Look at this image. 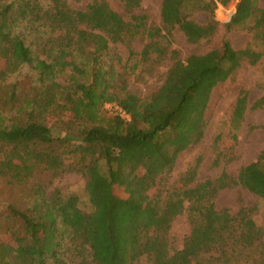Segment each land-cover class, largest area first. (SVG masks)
<instances>
[{
	"label": "trees",
	"instance_id": "obj_1",
	"mask_svg": "<svg viewBox=\"0 0 264 264\" xmlns=\"http://www.w3.org/2000/svg\"><path fill=\"white\" fill-rule=\"evenodd\" d=\"M120 1L127 18L106 0L82 9L66 0H0V154L25 159L22 167L0 164V178L23 193L0 213V234L9 238L0 243V264H263L264 228L254 209L242 205L233 214L217 208L215 199L239 185L264 200V147L235 177L223 170L197 181L191 167L173 185L165 183L178 155L204 135L211 88L243 62L264 59V8L258 0H239L224 24L226 31L245 26L261 50L233 49L223 39L184 62L172 51L174 63L161 86L140 98L128 90L127 77L165 58L157 39L174 29L189 43L209 38L219 24L217 3L228 0H161V27L137 11L139 0ZM190 4L205 12L204 23L188 17ZM140 38L146 42L137 52L133 43ZM33 60L40 68L34 84L10 80ZM259 87L262 95L250 105L249 91H239L233 124L247 109L264 110V82ZM106 103L129 119L104 111ZM57 129L64 134L54 135ZM224 138L214 139L215 165L232 160L228 149H219ZM70 141L78 145L71 148ZM38 170L79 173L89 209H81L72 193L47 192L35 180ZM118 186L120 198L113 194ZM183 212L189 232L178 249L169 230Z\"/></svg>",
	"mask_w": 264,
	"mask_h": 264
},
{
	"label": "rangeland",
	"instance_id": "obj_2",
	"mask_svg": "<svg viewBox=\"0 0 264 264\" xmlns=\"http://www.w3.org/2000/svg\"><path fill=\"white\" fill-rule=\"evenodd\" d=\"M92 0H66L74 9H82ZM108 5L123 17L127 18L126 11L120 0H106ZM239 0H228L225 4L217 3L214 10V17L218 21V28L209 38L201 39L196 43L186 41L183 33L174 29L157 39L159 44L168 52L164 59L157 64H145L140 66L135 72L128 74L127 88L133 94L140 98L149 97L163 83L167 71L174 63L170 58L172 51L176 52V60L184 62L191 54H204L212 49L219 47L223 39H227L233 49H240L251 45L257 50H261L263 45L260 41H254L252 32L245 26H236L230 31H226L224 24L228 22L235 12ZM260 7L264 8V0H258ZM139 9L137 11L147 15L148 23L161 27L160 8L161 0H139ZM188 17L204 23L206 14L197 10L193 4L187 5ZM165 32H162L164 34ZM145 40L137 39L133 43L135 51H140ZM40 68L36 66V61L24 65L18 72L11 76L10 80H19L23 87L34 84L39 74ZM60 81V80H59ZM264 82V59L258 61L255 65L243 62L241 66L230 74L226 79L219 80L210 90L208 102L204 112L205 128L204 135L200 142L190 149L184 150L176 158L172 173L165 183V187L177 182L179 176L188 168H196V179L202 181L216 178L221 171H226L233 177L236 176L240 166L248 164L257 159L260 151L264 147V110L247 109L243 120L239 124L231 122L232 109L240 90L249 91V105L262 95L259 87ZM109 105V106H108ZM111 105V106H110ZM116 104L106 103L103 110L106 112L114 111ZM52 122V121H51ZM50 122V123H51ZM56 136H62L63 130H54ZM224 135V143L219 149H228L225 151L232 160H221L218 165L214 164L217 155L214 139L219 135ZM231 138H227L228 136ZM234 137V138H233ZM78 145L76 141H70L69 146L74 148ZM226 156V157H227ZM25 159L19 154H11L7 157L0 154V164L11 163L17 167H22ZM102 170L105 168L103 166ZM35 180L42 183L47 192L55 188L65 193H72L78 196V205L83 210L89 209L87 195L85 193L84 178L76 172H67L54 174L52 171H36ZM179 185V184H178ZM194 183L188 185L192 188ZM123 187L118 186L113 189L115 197L120 198L123 193ZM156 188H151L149 194L156 193ZM23 196L22 189L14 187L4 178H0V213L9 204H13L17 198ZM186 195L179 194V199L183 200V205H187ZM217 208H227L231 213H236L240 206L254 209L252 216L256 222L264 228V200L250 193L241 186L227 188L217 195L215 199ZM1 229V228H0ZM189 232V225L186 213L183 212L177 217L169 230V237L173 247L180 249L183 238ZM9 241L6 235L0 234V243ZM264 252V251H263ZM147 264V263H143ZM264 264V262H263Z\"/></svg>",
	"mask_w": 264,
	"mask_h": 264
},
{
	"label": "built area",
	"instance_id": "obj_3",
	"mask_svg": "<svg viewBox=\"0 0 264 264\" xmlns=\"http://www.w3.org/2000/svg\"><path fill=\"white\" fill-rule=\"evenodd\" d=\"M109 106V105H108ZM111 106V105H110ZM114 112L120 113L122 117L129 119V116L119 107V106H114Z\"/></svg>",
	"mask_w": 264,
	"mask_h": 264
}]
</instances>
